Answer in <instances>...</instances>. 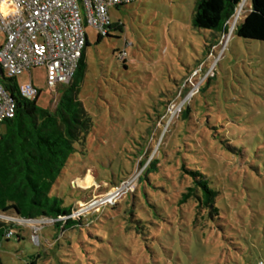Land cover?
<instances>
[{"label":"rangeland","instance_id":"rangeland-1","mask_svg":"<svg viewBox=\"0 0 264 264\" xmlns=\"http://www.w3.org/2000/svg\"><path fill=\"white\" fill-rule=\"evenodd\" d=\"M250 4L245 0L240 12ZM195 9L196 0H138L110 8L112 23H122L123 32L112 31V37L97 43L98 31L86 28L88 68L79 99L94 128L85 152L75 155L55 186L66 205L80 201L72 217L85 216L86 226L64 235L53 225L44 226L40 245L43 223L30 221V227L17 230L21 239L15 235L2 241L0 264H27L36 256H41L38 264H264V42L240 38L230 28V38L210 57V45L221 34L195 29ZM4 42L0 31V48ZM124 50L126 67L117 58ZM199 65L201 72L195 71ZM187 81L191 92L171 105L172 114L158 129L164 138L184 103L202 86L189 105L203 128L219 123V136L210 131L208 139L196 129L187 134L178 124L165 138L163 155L171 161L187 159L221 192L220 213L211 217L207 211L208 220L196 219L194 204L177 214L170 211L173 185L167 179L159 190L140 185L141 201H133L130 193L143 170L137 167L123 186L101 189L109 179L128 173L127 163L115 162L116 153L126 157L134 152L155 108L163 110V95L172 100ZM17 83H32L40 91L33 100L52 112L65 90L48 87L45 66L19 75ZM160 142H153L151 158ZM109 200L119 206L96 213ZM166 214L173 217L168 222L161 217Z\"/></svg>","mask_w":264,"mask_h":264},{"label":"trees","instance_id":"trees-1","mask_svg":"<svg viewBox=\"0 0 264 264\" xmlns=\"http://www.w3.org/2000/svg\"><path fill=\"white\" fill-rule=\"evenodd\" d=\"M248 1L251 2L250 6L242 9L235 22L243 0H196L193 27L197 30H208L221 34V37L216 36L215 43L210 45L208 56L215 55V48L223 44L234 22V35L247 40L264 42V0ZM122 7L126 6L115 8L120 9ZM245 10L248 12L241 21ZM112 31L123 32L124 25L122 23L114 24L111 21L107 34L105 36L99 34L97 43H100L105 37H112ZM88 47L87 38L78 69L72 82L63 86L65 90L54 112L39 108L36 103L37 99L23 97L19 90L17 78L6 76L3 78L2 84L16 104V113L12 119L3 122L0 133V245L3 240H9L18 235V229L22 232L24 227H30L28 225L30 221L43 223L38 229V243L40 241L39 233L44 226L53 225L63 235L69 229L86 226L85 216L72 217L76 212V205L80 201L66 205L65 200L58 195L55 186L75 155L78 152H85L88 137L94 128L91 115L79 99L87 74ZM123 54H125L124 57H122ZM126 56L125 50L119 52L117 56L123 62L124 67H126ZM200 68L202 66L195 71L201 72L202 69L200 70ZM210 74L209 72L207 75L208 81L211 80ZM192 75L193 72L190 76ZM188 82H186V88L179 89L175 96L173 94L172 100L166 101L167 96L163 95L165 101L163 102V110L160 112L155 108L152 123H149L148 128L141 133V140L137 142L138 145L134 152H129V156L126 157H121L116 153L115 162L119 165L127 163L129 166L128 173L121 179H109L106 181L107 185L102 186L101 189L109 190L112 187L123 186L127 180L131 179V173L137 167L143 170L137 174L138 176L134 181L135 190L130 193L133 201H141V198L137 196L140 185L153 186L159 190L161 189L160 182L167 179L172 181L173 185V197L169 202L171 204L170 211L177 214L178 210L182 212L184 206L194 204V211L197 212L196 219L199 220L198 217L200 216L208 220V216L205 215L207 211L211 217L220 213L218 201L221 192L213 188L205 174L198 168L191 166L187 159H184L183 162H179L178 159L171 161L163 155L168 146L165 138L172 127L178 124L185 127L187 134L196 129L201 130L205 136L208 134V139H210L209 135L212 137L210 131L214 133L215 138H217L216 135L219 136V123H208L207 128H203L204 125L197 120L198 118L193 113L194 109L189 105L190 100L196 97L202 86L197 90L199 92L196 91L184 103L176 121L168 125L164 138L162 137L163 129H158V125L166 123V120L169 119L168 116L172 114L171 105L179 104L191 92V85L188 89ZM208 129H210L209 132H207ZM160 139L158 149L151 158L155 147L153 142L157 143ZM221 142L228 143L222 140ZM87 171H83V175ZM177 172L179 175H176ZM99 179L104 178L99 177ZM175 180H179V182L184 180L188 183L176 184ZM72 185L71 187H73ZM75 188L87 192L79 187ZM91 199L92 196L90 200L88 198V202ZM117 206L119 204L107 203L101 206L102 208L96 213H101L107 207L115 209ZM161 217L164 222L173 218L170 214ZM61 218L64 220L61 221ZM146 222L150 221L147 220ZM157 228L159 229V227ZM18 236L21 239V235ZM39 244L41 245V242ZM40 258L41 256L33 257L32 261L27 264H38L37 260Z\"/></svg>","mask_w":264,"mask_h":264},{"label":"built area","instance_id":"built-area-1","mask_svg":"<svg viewBox=\"0 0 264 264\" xmlns=\"http://www.w3.org/2000/svg\"><path fill=\"white\" fill-rule=\"evenodd\" d=\"M137 1L0 0V31L5 37L0 68L4 76L17 78L45 66L50 89L69 85L87 42L86 28L93 27L105 36L111 24L110 8ZM2 81L0 77V133L3 122L16 113V104ZM19 90L26 99L39 95L32 83Z\"/></svg>","mask_w":264,"mask_h":264},{"label":"water","instance_id":"water-1","mask_svg":"<svg viewBox=\"0 0 264 264\" xmlns=\"http://www.w3.org/2000/svg\"><path fill=\"white\" fill-rule=\"evenodd\" d=\"M245 2V0H243L242 4ZM239 13H240V10L235 18V22L237 21L238 17H239ZM235 22L234 24L232 25L231 27V31L234 29V26H235ZM0 77L3 79L4 78V73H3V70L0 68Z\"/></svg>","mask_w":264,"mask_h":264},{"label":"clouds","instance_id":"clouds-1","mask_svg":"<svg viewBox=\"0 0 264 264\" xmlns=\"http://www.w3.org/2000/svg\"><path fill=\"white\" fill-rule=\"evenodd\" d=\"M232 32H233V30L231 31V34H232ZM231 34H229V36H230Z\"/></svg>","mask_w":264,"mask_h":264},{"label":"bare ground","instance_id":"bare-ground-1","mask_svg":"<svg viewBox=\"0 0 264 264\" xmlns=\"http://www.w3.org/2000/svg\"><path fill=\"white\" fill-rule=\"evenodd\" d=\"M242 6V5H241Z\"/></svg>","mask_w":264,"mask_h":264}]
</instances>
